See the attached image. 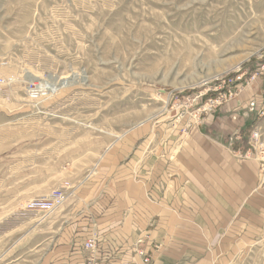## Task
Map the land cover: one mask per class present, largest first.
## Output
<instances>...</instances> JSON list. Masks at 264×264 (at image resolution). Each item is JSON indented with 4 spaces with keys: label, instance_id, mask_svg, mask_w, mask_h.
Instances as JSON below:
<instances>
[{
    "label": "rangeland",
    "instance_id": "1",
    "mask_svg": "<svg viewBox=\"0 0 264 264\" xmlns=\"http://www.w3.org/2000/svg\"><path fill=\"white\" fill-rule=\"evenodd\" d=\"M262 53L264 0H0V264L49 248L59 208L32 200L70 195L139 127L212 122L225 104L203 96ZM53 81L69 83L29 97ZM242 264H264V239Z\"/></svg>",
    "mask_w": 264,
    "mask_h": 264
},
{
    "label": "crops",
    "instance_id": "2",
    "mask_svg": "<svg viewBox=\"0 0 264 264\" xmlns=\"http://www.w3.org/2000/svg\"><path fill=\"white\" fill-rule=\"evenodd\" d=\"M262 112L259 78L212 122L120 139L51 216L57 232L36 264H85L93 236L100 264H242L264 239V183L245 141Z\"/></svg>",
    "mask_w": 264,
    "mask_h": 264
},
{
    "label": "built area",
    "instance_id": "3",
    "mask_svg": "<svg viewBox=\"0 0 264 264\" xmlns=\"http://www.w3.org/2000/svg\"><path fill=\"white\" fill-rule=\"evenodd\" d=\"M259 59L262 60L263 63L260 64L258 69L249 78L245 80V83L241 88L235 91L230 90L225 94L220 95L216 99L209 100L207 105L210 106V108H212L213 106L217 108L218 106L227 103L229 100L236 97L240 90L242 91L244 88L249 87L259 78H263V85H264V53L260 55ZM245 74L240 76L238 80L242 79V77H244ZM6 84H7V80L5 78H0V94L7 86ZM28 94L29 97H31L32 99H38L39 97L42 96V93L38 89L37 84H32L28 88ZM254 106L255 104L252 103L251 108L254 109ZM209 110L211 111V109ZM261 114L263 116L264 112H262ZM238 140H243V137H238ZM247 143L251 151L254 152L255 158L260 163V171L264 183V129L262 126L256 127L251 132ZM231 146H233V143L231 144ZM65 185L66 186L62 188H58L57 190L53 191L49 196L32 200L27 206V211L32 214H44V215L52 214L55 210L63 206V204L65 203L68 197V191L70 189V185L69 184H65ZM85 249L87 251L85 264H100L99 256H98V238L96 236H93L92 238L87 240V242L85 243ZM141 254H143V252H141ZM145 262L146 263L150 262V258L149 257L146 258Z\"/></svg>",
    "mask_w": 264,
    "mask_h": 264
},
{
    "label": "trees",
    "instance_id": "4",
    "mask_svg": "<svg viewBox=\"0 0 264 264\" xmlns=\"http://www.w3.org/2000/svg\"><path fill=\"white\" fill-rule=\"evenodd\" d=\"M263 61L257 57H253L250 59L249 62L245 63L241 70L237 73H233L228 75L223 79V81H218L217 85L222 86L220 90L217 91H209L206 95L203 96L202 101L208 102L209 100L216 99L220 95L225 94L230 90H237L238 88L242 87L245 83V80L249 78L262 64ZM246 72V75L242 77V79L238 80V78ZM251 127V126H250ZM248 127V128H250ZM247 141V140H245Z\"/></svg>",
    "mask_w": 264,
    "mask_h": 264
},
{
    "label": "bare ground",
    "instance_id": "5",
    "mask_svg": "<svg viewBox=\"0 0 264 264\" xmlns=\"http://www.w3.org/2000/svg\"><path fill=\"white\" fill-rule=\"evenodd\" d=\"M236 42V41H235ZM249 57V55H248ZM247 57V58H248ZM240 60V58L238 59ZM62 80V79H61ZM28 81H31V82H37L38 81V76L36 75H28ZM60 82V81H59ZM59 82H56V81H53V83L51 82V84H43V83H39L38 85V89L40 90V92H45V91H50L51 93H56L58 92L60 89L64 88L67 86V84L69 82H63V83H59ZM69 196V194H68ZM68 198V197H67ZM64 205V204H63Z\"/></svg>",
    "mask_w": 264,
    "mask_h": 264
}]
</instances>
